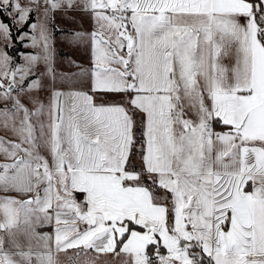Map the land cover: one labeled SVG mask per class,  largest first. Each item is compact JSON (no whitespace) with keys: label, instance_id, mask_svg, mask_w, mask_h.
<instances>
[{"label":"snow or ice","instance_id":"obj_1","mask_svg":"<svg viewBox=\"0 0 264 264\" xmlns=\"http://www.w3.org/2000/svg\"><path fill=\"white\" fill-rule=\"evenodd\" d=\"M0 133V264H264V0H0Z\"/></svg>","mask_w":264,"mask_h":264},{"label":"rangeland","instance_id":"obj_2","mask_svg":"<svg viewBox=\"0 0 264 264\" xmlns=\"http://www.w3.org/2000/svg\"><path fill=\"white\" fill-rule=\"evenodd\" d=\"M56 23L61 28H78V30L81 31H89L91 28V23L85 19L83 21H78V25H72L69 23H66L65 21L60 20L59 18L56 20ZM30 43V42H29ZM69 44L63 39V35L61 33H57V39H56V48L58 52V61H67L69 59V53L67 51ZM63 71V68L61 69ZM3 133H0L2 135Z\"/></svg>","mask_w":264,"mask_h":264},{"label":"crops","instance_id":"obj_3","mask_svg":"<svg viewBox=\"0 0 264 264\" xmlns=\"http://www.w3.org/2000/svg\"><path fill=\"white\" fill-rule=\"evenodd\" d=\"M91 28H92V26H91ZM91 30L92 29H89V31H91ZM67 51L70 54L69 58L74 60V61H76L77 64L81 65L83 68H89L90 67L89 52L86 50V48H84V47L76 48V47L68 46ZM63 71L75 72V71H78V69L77 68L69 69L65 65V67H63ZM69 255H71V253H69ZM62 259H64L65 260V264H67L66 257H62Z\"/></svg>","mask_w":264,"mask_h":264}]
</instances>
